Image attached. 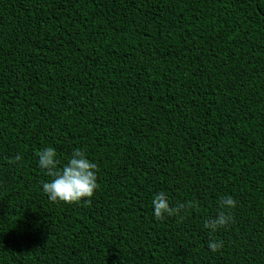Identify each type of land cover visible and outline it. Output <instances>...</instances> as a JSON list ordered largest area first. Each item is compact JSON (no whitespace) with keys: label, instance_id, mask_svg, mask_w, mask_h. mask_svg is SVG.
<instances>
[{"label":"trees","instance_id":"obj_1","mask_svg":"<svg viewBox=\"0 0 264 264\" xmlns=\"http://www.w3.org/2000/svg\"><path fill=\"white\" fill-rule=\"evenodd\" d=\"M47 147L91 203L42 192ZM0 264H264V0H0Z\"/></svg>","mask_w":264,"mask_h":264},{"label":"clouds","instance_id":"obj_2","mask_svg":"<svg viewBox=\"0 0 264 264\" xmlns=\"http://www.w3.org/2000/svg\"><path fill=\"white\" fill-rule=\"evenodd\" d=\"M16 162L21 160L18 154L14 157ZM39 167L46 171L53 178L49 181H42V192L52 202L64 203H91L99 187L97 180L98 166L90 160L81 149H75L67 162L62 166L57 158V152L53 147H47L38 152ZM153 214L157 219H164L169 216H178L181 219L185 208L193 207L191 201L172 206L164 191L157 192L152 201ZM236 200L228 195L221 199V208L215 217L205 221L204 227L215 233L220 228L227 227L232 222V217L228 212L236 207ZM222 247L219 240H210L208 248L216 252Z\"/></svg>","mask_w":264,"mask_h":264}]
</instances>
